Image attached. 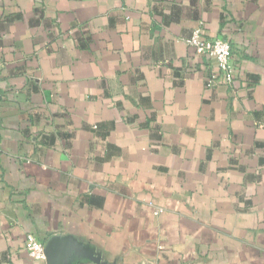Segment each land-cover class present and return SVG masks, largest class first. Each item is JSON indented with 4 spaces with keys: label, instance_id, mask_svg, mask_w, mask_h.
Segmentation results:
<instances>
[{
    "label": "crops",
    "instance_id": "1",
    "mask_svg": "<svg viewBox=\"0 0 264 264\" xmlns=\"http://www.w3.org/2000/svg\"><path fill=\"white\" fill-rule=\"evenodd\" d=\"M28 235L54 264H264V0H0V264H47Z\"/></svg>",
    "mask_w": 264,
    "mask_h": 264
},
{
    "label": "built area",
    "instance_id": "2",
    "mask_svg": "<svg viewBox=\"0 0 264 264\" xmlns=\"http://www.w3.org/2000/svg\"><path fill=\"white\" fill-rule=\"evenodd\" d=\"M203 28V22H199L185 42L197 55L208 57L217 65V72L208 76L205 87L206 89L218 86L232 88L238 59L233 56L229 42L220 38L206 39ZM25 251L35 262L46 261L44 245L33 235L27 236Z\"/></svg>",
    "mask_w": 264,
    "mask_h": 264
},
{
    "label": "water",
    "instance_id": "3",
    "mask_svg": "<svg viewBox=\"0 0 264 264\" xmlns=\"http://www.w3.org/2000/svg\"><path fill=\"white\" fill-rule=\"evenodd\" d=\"M54 246H56V239H51L48 243L44 245V254L47 264L55 263Z\"/></svg>",
    "mask_w": 264,
    "mask_h": 264
}]
</instances>
